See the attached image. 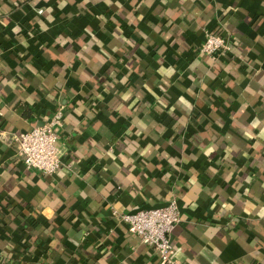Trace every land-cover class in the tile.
Wrapping results in <instances>:
<instances>
[{
    "label": "crops",
    "instance_id": "crops-1",
    "mask_svg": "<svg viewBox=\"0 0 264 264\" xmlns=\"http://www.w3.org/2000/svg\"><path fill=\"white\" fill-rule=\"evenodd\" d=\"M171 201L177 264H264V0H0V264H160L112 212Z\"/></svg>",
    "mask_w": 264,
    "mask_h": 264
},
{
    "label": "built area",
    "instance_id": "built-area-1",
    "mask_svg": "<svg viewBox=\"0 0 264 264\" xmlns=\"http://www.w3.org/2000/svg\"><path fill=\"white\" fill-rule=\"evenodd\" d=\"M230 50L231 44L226 37L206 34L204 42L198 48V54L217 60ZM63 114L64 105H59L43 125L12 136L15 156L26 170L52 175L61 168L58 142L63 128ZM112 217L115 221L126 224L129 234L152 248L160 264H177L171 240L172 232L180 221L175 201L169 202L164 208L140 210L134 214L112 212Z\"/></svg>",
    "mask_w": 264,
    "mask_h": 264
},
{
    "label": "water",
    "instance_id": "water-1",
    "mask_svg": "<svg viewBox=\"0 0 264 264\" xmlns=\"http://www.w3.org/2000/svg\"><path fill=\"white\" fill-rule=\"evenodd\" d=\"M168 204H157V205H154V206H146L144 208H140V209H136L132 212V214L136 213L137 211H140V210H155V209H160V208H164L166 207Z\"/></svg>",
    "mask_w": 264,
    "mask_h": 264
},
{
    "label": "trees",
    "instance_id": "trees-1",
    "mask_svg": "<svg viewBox=\"0 0 264 264\" xmlns=\"http://www.w3.org/2000/svg\"><path fill=\"white\" fill-rule=\"evenodd\" d=\"M27 111V110H26ZM17 112L21 115V116H23V117H28L29 116V112L26 114L25 113V108H23V107H19V108H17Z\"/></svg>",
    "mask_w": 264,
    "mask_h": 264
}]
</instances>
